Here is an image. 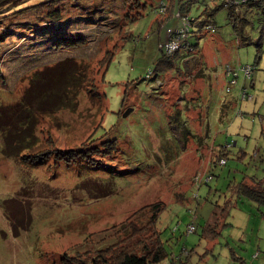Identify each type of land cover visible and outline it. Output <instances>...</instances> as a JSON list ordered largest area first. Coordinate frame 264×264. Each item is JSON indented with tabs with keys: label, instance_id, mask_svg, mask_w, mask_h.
I'll list each match as a JSON object with an SVG mask.
<instances>
[{
	"label": "rangeland",
	"instance_id": "rangeland-1",
	"mask_svg": "<svg viewBox=\"0 0 264 264\" xmlns=\"http://www.w3.org/2000/svg\"><path fill=\"white\" fill-rule=\"evenodd\" d=\"M43 1L0 8V264H72L73 252L92 264L99 238L153 203L165 204L157 264H264V203L236 191L244 180L264 191V0L236 18L217 0L194 3L189 17L212 10L213 32L197 30L195 50L161 72L159 44L182 26L177 0H163L168 17L144 0L133 21L121 0H62L56 23ZM245 65L251 80L225 92V68Z\"/></svg>",
	"mask_w": 264,
	"mask_h": 264
},
{
	"label": "trees",
	"instance_id": "trees-1",
	"mask_svg": "<svg viewBox=\"0 0 264 264\" xmlns=\"http://www.w3.org/2000/svg\"><path fill=\"white\" fill-rule=\"evenodd\" d=\"M12 0H0V8L4 7L8 3H10ZM62 0H45L41 3V5H45V7L50 5V8L46 10L47 18L51 19L52 23H56L57 19L59 18V12H60V6ZM150 1V0H149ZM201 0H177V10L180 11L181 14H189L190 8L194 3H197ZM205 1V0H204ZM263 0H257L253 2H249L246 4H243L241 7V10L245 9L244 7H249L256 5ZM44 3V4H43ZM121 3L124 7L133 9V5L136 6V9H138L135 16L131 17L128 13H126V19H129V21L136 20L138 17L142 15V12L140 11L144 10L147 5H150V2L144 1L141 2V0H121ZM37 5V4H36ZM36 5L34 7H36ZM222 6L221 4H219ZM38 6V5H37ZM156 6V5H155ZM30 7L24 8L22 10L16 11V13H19L21 11H28ZM33 9V8H32ZM155 9V7H154ZM168 11L169 7L166 4V12L163 15L168 17ZM207 17L212 16L213 11L206 10ZM230 16H233V18L238 17V13H233L230 10ZM203 20L199 19L198 17H194V23L193 27L194 29L191 30V35L189 36L191 46L193 48L192 51L195 50L197 43L191 40V37H194V39L197 38V30L205 29V26L209 25L210 23L209 19ZM234 24V28L237 29V27ZM13 32V31H11ZM14 33H11L10 35H13ZM60 45H66L70 46L71 44H66V42L59 41ZM160 53L157 59L155 60V69L158 72L166 71L169 68H171V63L173 64L174 61H178L179 57H182L185 51H177L176 53H173L172 55H166L163 50L159 49ZM182 52V53H180ZM184 52V53H183ZM188 53V52H187ZM110 56H107L105 60H102L98 62L97 67L95 70H92L91 75V82H94L95 80V74L102 70L104 65H106L109 62ZM174 60V61H173ZM189 60H187L188 62ZM195 62V61H193ZM183 63V62H182ZM181 63V66H182ZM185 63V62H184ZM174 65V64H173ZM175 67V65H174ZM179 69V68H178ZM150 72L153 74V71L150 70ZM104 72L101 74L100 79L103 81ZM89 83V85H92V83ZM67 91V90H66ZM65 92V89H64ZM55 92H51L48 95H52ZM67 93V92H66ZM174 121L176 119L174 118ZM35 139L29 140L30 143H33ZM114 141V140H113ZM115 142V141H114ZM106 144V143H105ZM225 152H227V149L225 147H222L219 149L216 156L220 154L221 157H225ZM47 154H39L42 157V160L39 162L40 164L44 163V160L47 159ZM55 154V152H54ZM38 155V154H36ZM223 155V156H222ZM28 157V156H27ZM80 155H76L75 158H79ZM219 158V157H218ZM220 159V158H219ZM40 160V159H39ZM226 163V158H225ZM84 165V164H83ZM251 182H248L244 180L243 182L239 183V185L236 187V191L238 193L244 194L247 198L251 200H255L257 202H263L264 203V191L260 190L255 186L254 184H250ZM256 184V183H255ZM165 204L162 205L161 203H153L152 205L145 208L146 210H138L133 213L134 219L131 217L126 218L124 221L120 222L118 224L119 229L117 230L118 226L113 227L115 228V234L112 235L111 233H106V236L99 238V242L95 243V245L99 246L96 248L97 255L91 257V263L92 264H157L161 262L162 260L167 257L168 253L166 250V247L164 246L163 242L160 240V233L156 227L157 224V218L160 215L161 211L164 209ZM228 208V204L225 203L223 206H218L212 210L210 218L208 219L206 223V227L204 229L205 236L213 239L218 234L219 225L220 223V216L222 218L225 217L226 211ZM196 230V228H195ZM98 241V240H97ZM82 243V242H81ZM83 243L85 244L86 241L84 240ZM82 245V244H81ZM83 253L82 251H75ZM90 252V251H87ZM79 254V253H77ZM66 256L68 261L72 260V264H82V261L80 260V255L74 256V252ZM61 264H67V263H61Z\"/></svg>",
	"mask_w": 264,
	"mask_h": 264
},
{
	"label": "built area",
	"instance_id": "built-area-1",
	"mask_svg": "<svg viewBox=\"0 0 264 264\" xmlns=\"http://www.w3.org/2000/svg\"><path fill=\"white\" fill-rule=\"evenodd\" d=\"M219 3L225 7L230 9L233 13H238L241 10L243 4L249 2H255L257 0H217ZM155 12L157 14H163L166 12V3L163 0H159L155 6ZM175 18L180 19L182 21V26L177 27L175 26L174 29L167 30V38L164 44H159V49L163 50L166 55H172L177 51H185L190 52L193 50L191 46V42L189 36L191 35V30L193 29L194 18L189 17V14H181L179 10L175 12ZM206 30H210L213 32L212 25L205 26ZM255 67L250 65L242 66L238 69H235L232 66H227L224 70V79L226 82L225 92L230 93L233 88L238 86V77L239 74L243 77L244 80L249 81L252 78V72ZM151 74L150 71L146 74L149 76ZM238 92V101H242L248 99L247 95V88L240 86L237 89ZM238 115L243 116V113H239ZM226 148H230L229 143L227 142ZM218 164L224 165L225 158H220L218 160ZM212 177L207 174L205 176V181L210 180ZM195 231V224L193 221L189 225H187L186 233L189 234L190 232Z\"/></svg>",
	"mask_w": 264,
	"mask_h": 264
},
{
	"label": "crops",
	"instance_id": "crops-1",
	"mask_svg": "<svg viewBox=\"0 0 264 264\" xmlns=\"http://www.w3.org/2000/svg\"><path fill=\"white\" fill-rule=\"evenodd\" d=\"M176 22V21H175ZM177 24V23H176ZM184 131H186V137H185V139L187 140L188 139V137H189V135H188V130L186 129V128H184ZM204 145H203V142H202V147H203Z\"/></svg>",
	"mask_w": 264,
	"mask_h": 264
},
{
	"label": "water",
	"instance_id": "water-1",
	"mask_svg": "<svg viewBox=\"0 0 264 264\" xmlns=\"http://www.w3.org/2000/svg\"><path fill=\"white\" fill-rule=\"evenodd\" d=\"M130 111H131V108L127 109V110L123 113V116H126Z\"/></svg>",
	"mask_w": 264,
	"mask_h": 264
},
{
	"label": "bare ground",
	"instance_id": "bare-ground-1",
	"mask_svg": "<svg viewBox=\"0 0 264 264\" xmlns=\"http://www.w3.org/2000/svg\"><path fill=\"white\" fill-rule=\"evenodd\" d=\"M152 74V73H151ZM151 76V75H150Z\"/></svg>",
	"mask_w": 264,
	"mask_h": 264
}]
</instances>
